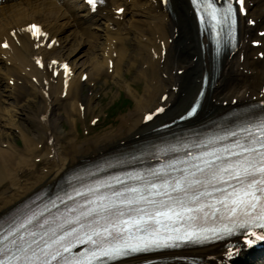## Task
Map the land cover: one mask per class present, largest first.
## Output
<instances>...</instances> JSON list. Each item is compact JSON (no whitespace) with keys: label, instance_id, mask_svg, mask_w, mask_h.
<instances>
[{"label":"bare ground","instance_id":"bare-ground-1","mask_svg":"<svg viewBox=\"0 0 264 264\" xmlns=\"http://www.w3.org/2000/svg\"><path fill=\"white\" fill-rule=\"evenodd\" d=\"M250 1H253L254 5L249 7L248 14L257 20L260 18L257 24L264 26V16L261 10L264 0ZM125 2L131 10L130 20L134 29L131 27L127 30L122 27L121 31L119 29L114 30V32L106 31L105 34L112 36L115 34L117 39V56L114 59V70L111 78L115 84H125L124 86L133 91L135 105L128 113L118 117L112 126L102 132L92 134L88 138H80L78 133L74 132L71 137L61 140L62 134L66 131L70 132L72 127L77 126L78 119L69 110L68 105H70V108L76 109L77 112L76 99L77 92L80 91V83L73 79L70 84L69 97L76 93V98L74 97L73 101H66L68 100L66 99L62 104H58L53 99L50 113L43 119L49 105L43 107L45 99L40 88L26 79L28 74L37 75V72L32 69L31 64H28L30 70L21 67L24 74L23 72H15L17 71L14 70L15 67L5 66L0 59V83H2L3 77L10 73L20 75L27 85L32 84L33 86V90L29 92L26 99L22 103H18L16 107L8 103L12 98L16 100V97H14L16 95L15 91L8 93L7 98L2 100L7 102L5 106L0 105V126L9 125L13 128V126L18 127V125L12 123H19L21 125L20 137L23 139V145L19 148L13 131L9 130L5 133L8 141H4L0 137V213L23 199L43 183L56 179L79 159L87 156L91 157L99 149H106L116 142L118 143L121 139L132 140L135 135H141L144 131L149 130L148 128L151 125L143 123L141 112L156 105L164 92L169 93L166 102L172 101L174 96V90L171 88L172 84L179 82L180 87L168 117L182 111L185 105L195 96L200 86L199 82L189 84L185 77H179L173 72V68L178 67L177 69L186 70L187 74L193 72L201 74L205 68L202 63L194 64L192 60L186 57V54L194 55V51H196L201 58V52L195 47L190 48L187 46L185 51L182 50L177 55L178 43L184 41L185 38H192L194 34L197 36L194 28L195 24L191 16H188L189 7L187 8L186 0H171L172 3L168 12L158 10L154 4H150L149 0H126ZM101 18H103L102 15H90L86 6L79 0H0V40L2 34L6 33L11 25H23L31 20L43 23L53 35L58 36L61 42L60 47L51 53V56L59 59H69L75 67L77 65L83 67L89 63L91 76L98 79L105 73L106 65V59L101 52L98 53V47L102 46L103 49L105 45L104 37L103 42L100 40L104 29ZM170 22L172 25H174V22L179 24L181 34L174 43L167 47L164 60H154L151 53L153 50H157L158 39H163V35H166L165 27ZM69 28H71L70 33ZM136 30L140 33H135L134 45L129 47L130 35ZM124 31L126 32L124 33ZM249 35H251L250 32ZM90 38H93L92 44L89 43ZM79 46H82L83 49L78 50ZM29 52V48L26 46L23 48L15 47L13 57L18 60L14 66H19L20 62H29L30 58L27 56ZM221 63V72L217 80L218 85L207 96L206 105L208 109H210V102L211 107L220 109L222 101L229 96L236 97L241 102L253 99L254 95L257 99L264 98V96L260 97V92L256 90V84L259 81L260 83L264 82L263 62L256 64L251 58L248 59V55H245L243 64L257 71L252 81L236 70V67L238 68L241 65L238 59L221 60ZM229 78L232 81H229ZM140 81L144 82L142 89L140 91L136 88L133 89L132 86ZM183 90H189V92L184 97L186 98L185 103L179 105L178 95ZM86 103L88 111L94 112L90 108L91 103L88 101ZM63 104L67 107L64 106L63 111H58L56 107ZM31 109L34 110L33 115L29 114ZM64 121L71 127L66 131L63 127ZM46 136L48 138L54 136L53 144L39 150L38 142L45 141L43 138H46ZM80 136L82 135L80 134ZM4 142L7 143L6 146ZM36 157L42 158L44 163L40 171L37 170L38 164L34 162ZM24 173L27 176L22 178ZM224 252L223 247L215 245L190 253L201 257L199 262L202 264H208L209 261L218 264H229L227 256L223 255ZM210 257H213L214 260H209ZM251 264H264V260L255 255L251 260Z\"/></svg>","mask_w":264,"mask_h":264},{"label":"rangeland","instance_id":"rangeland-1","mask_svg":"<svg viewBox=\"0 0 264 264\" xmlns=\"http://www.w3.org/2000/svg\"><path fill=\"white\" fill-rule=\"evenodd\" d=\"M133 42L134 40L133 39H129V46L132 47L133 46ZM90 44H92V42H89ZM86 58V57H85ZM122 83H118V84H112V86L108 88V90H106L103 94V97L101 99L99 103V105L101 106V109L99 110L100 113H102L103 111L106 112V111H111L112 112V109L110 108V106L114 103H117L120 99V97H125V98H128L125 99L124 101H121V103H123V105L121 103H119V105L117 106V109H115V107L113 108V111H114V114L112 116H110V118L107 120L106 123L104 124H101L100 126H98L96 129H94V132H102L104 131L105 129H107V127H110L112 126L115 121L118 119V117L128 113L133 107H134V104H135V100H134V96L133 95H127L125 94V92H123V87L121 85ZM137 88L141 89L143 87V83H138L137 85ZM111 91L110 93L108 91ZM113 90V91H112ZM108 92V93H107ZM14 100V99H12ZM10 103L12 105H16V103H12L10 101ZM3 104V103H2ZM59 111H61L59 109ZM64 129H70L71 127L65 122L64 123ZM74 127H72V130H73ZM4 130V128H3ZM1 132H7V130L5 131H0V134ZM80 132H82V129L80 127ZM67 133V132H66ZM14 136H15V139L17 141V146L19 145H22L23 142H22V138L17 135L16 133H14Z\"/></svg>","mask_w":264,"mask_h":264}]
</instances>
